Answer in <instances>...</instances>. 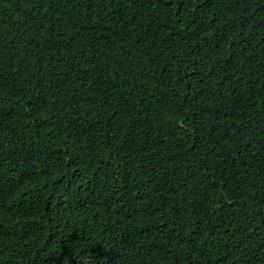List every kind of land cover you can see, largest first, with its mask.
I'll list each match as a JSON object with an SVG mask.
<instances>
[{"label":"trees","instance_id":"1","mask_svg":"<svg viewBox=\"0 0 264 264\" xmlns=\"http://www.w3.org/2000/svg\"><path fill=\"white\" fill-rule=\"evenodd\" d=\"M0 264H264V0H0Z\"/></svg>","mask_w":264,"mask_h":264}]
</instances>
